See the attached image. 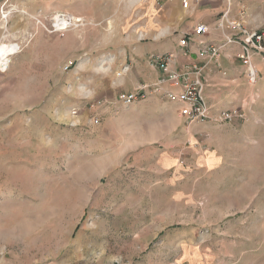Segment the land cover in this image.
<instances>
[{
    "label": "rangeland",
    "instance_id": "1",
    "mask_svg": "<svg viewBox=\"0 0 264 264\" xmlns=\"http://www.w3.org/2000/svg\"><path fill=\"white\" fill-rule=\"evenodd\" d=\"M185 1L0 0V42L18 46L0 66V264H264L263 63L255 84L239 62L210 86L230 122L119 103L118 69L211 0Z\"/></svg>",
    "mask_w": 264,
    "mask_h": 264
},
{
    "label": "built area",
    "instance_id": "2",
    "mask_svg": "<svg viewBox=\"0 0 264 264\" xmlns=\"http://www.w3.org/2000/svg\"><path fill=\"white\" fill-rule=\"evenodd\" d=\"M188 5L186 0L184 6L188 7ZM232 9L229 4L218 18L215 26L199 22L195 25L193 32L182 33L178 42L180 52L151 54L149 62L162 71V77L154 84H141L133 91L120 93L119 101L125 106H131L146 99L149 95L155 94L177 104L180 114L189 123L212 121V119L230 122L237 118L239 112L233 109L218 110L214 114L213 105L207 95L210 83L206 65L211 62L217 64L224 48L239 45L241 50L237 56L246 67V77L250 83H257L260 70L255 60H260L264 65V30L250 32L242 21L231 18ZM244 15L245 7L242 6L241 16ZM213 30L221 31L223 35L221 42H207L204 39ZM238 34H243V36L238 37ZM193 48L199 51L197 55L205 59L206 63L191 62L183 67L178 66L177 60L180 53L183 56H191ZM67 69L68 67H66ZM122 72H118L117 75H122Z\"/></svg>",
    "mask_w": 264,
    "mask_h": 264
},
{
    "label": "crops",
    "instance_id": "3",
    "mask_svg": "<svg viewBox=\"0 0 264 264\" xmlns=\"http://www.w3.org/2000/svg\"><path fill=\"white\" fill-rule=\"evenodd\" d=\"M227 0H211V1H205L204 5L202 6V9L195 14L194 21L197 25L199 22L209 24L210 26H214L217 23L218 18L223 13L226 7ZM244 3L246 5V13L244 17V23L246 26L250 28H257L264 26V0H234V7L232 11L233 17L238 16L239 12L241 10V4ZM178 31V30H177ZM170 30L167 28H162L160 31L158 37L160 39V44L156 48L149 49L148 51L150 54L152 53H165L170 51H179V46L177 42L174 41H166V36L169 34ZM185 31L181 32L184 33ZM207 42H221L222 41V34L219 30H213L209 35L205 36L204 38ZM239 45H233L228 46L223 49L222 55L220 59L218 60V63L215 62L214 65L220 70L219 77L213 76L210 72H213L215 69L214 66H211L210 63L206 65V73L209 79L210 85L207 88V95L209 97V88L212 86L211 90H222L221 86L225 81H234L237 80L233 75H228V73H231L233 70H239L236 68L240 63L239 60H236L234 55L239 52ZM195 51L196 49L193 48ZM180 52V51H179ZM138 53L141 55L147 54L145 50H140ZM149 56L147 60L144 62V57H138L134 59L136 61L133 63L132 67H127L126 70L122 72V69H118V72H122V75H117L115 80V85L117 88H127L128 91H133L136 87H138L141 84L148 83V84H154L156 83L159 78L162 76V71L159 70L157 67L152 66L149 62ZM182 54H180L179 59L180 61L185 60V58H182ZM191 62L205 64L206 61L202 60V58L196 54V52H193L191 54ZM183 62H189V61H183ZM212 63V62H211ZM210 65V66H209ZM117 72V73H118ZM223 74V75H222ZM161 97L162 99L167 100L166 98L160 96V95H149L146 99L140 100L136 103H134L131 106H125L121 102L120 105L123 107H131L132 109H138L140 107H143L146 103L158 102L156 98ZM210 100V97H209ZM170 102V101H169ZM211 102V100H210ZM174 105V108L176 111L180 113V108L177 104L171 102ZM180 115V114H179Z\"/></svg>",
    "mask_w": 264,
    "mask_h": 264
},
{
    "label": "bare ground",
    "instance_id": "4",
    "mask_svg": "<svg viewBox=\"0 0 264 264\" xmlns=\"http://www.w3.org/2000/svg\"><path fill=\"white\" fill-rule=\"evenodd\" d=\"M57 20H58L57 21L58 26H62V25L67 24L66 20L63 19V17L59 18ZM62 27H64V26H62ZM59 28L61 29V27H59ZM17 48H18V46L16 44L8 45L5 42H0V66H2V67L7 66L8 67L9 62H10V57L15 55L18 52Z\"/></svg>",
    "mask_w": 264,
    "mask_h": 264
}]
</instances>
